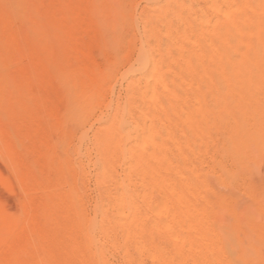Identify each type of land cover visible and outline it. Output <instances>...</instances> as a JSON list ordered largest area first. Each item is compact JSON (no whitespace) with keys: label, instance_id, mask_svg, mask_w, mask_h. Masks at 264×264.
I'll return each mask as SVG.
<instances>
[{"label":"bare ground","instance_id":"1","mask_svg":"<svg viewBox=\"0 0 264 264\" xmlns=\"http://www.w3.org/2000/svg\"><path fill=\"white\" fill-rule=\"evenodd\" d=\"M145 1L0 0V264H264V0Z\"/></svg>","mask_w":264,"mask_h":264},{"label":"rangeland","instance_id":"2","mask_svg":"<svg viewBox=\"0 0 264 264\" xmlns=\"http://www.w3.org/2000/svg\"><path fill=\"white\" fill-rule=\"evenodd\" d=\"M115 1H116V6L118 7V9L121 8V13H118L115 17L108 19V20L109 21L113 20V21H119V22H126V23L135 22L138 24L139 27H141L142 21L145 18L144 12L148 8V4L146 3V1L145 0H103V6L105 8H110ZM155 1H156V3H158V5L167 4V0H155ZM185 2L187 4L190 3L189 0H186ZM193 6L195 9L203 8L205 6L204 0H196L193 3ZM83 7L88 8V4L84 3ZM206 16L208 18H213L215 16H220V14H215L212 10L206 9ZM28 32H29V34L32 33L31 27L28 28ZM134 34L140 35V31L138 30ZM93 50H94L93 54H94V58H95L96 63L99 66H102V67L105 66L107 57H105L101 53V51L98 47H95ZM107 55L112 56L113 54H112V52L108 51ZM124 88H125V84H122L121 82H119L117 84V86H116V97H117V95L118 96L124 95V93H125ZM33 90L34 91L38 90L36 85L33 86ZM45 93L54 99L58 111L60 113H62L64 111V108H65V100L63 98V89L60 86V84L56 78L50 77V86L45 90ZM52 138L54 141H58L60 139V135L58 133H56L55 131H53L52 132ZM0 164H1V166H0V175L1 176L0 177L2 180H4V182L7 185V186L4 185L2 180H0V204L2 206H5L11 215L18 216L19 212H17V211H20L19 205H18V198H19V194H20L19 188L17 187L18 185L16 184V181H15L12 173L10 172V170L7 168V166L1 160H0ZM8 186H9V188H8ZM9 189H11V190H9ZM90 189H91V191L89 192V194H90V197L93 198L95 195V183H94L93 179L90 181ZM14 190H15V192H14ZM13 197H14V199H13Z\"/></svg>","mask_w":264,"mask_h":264}]
</instances>
